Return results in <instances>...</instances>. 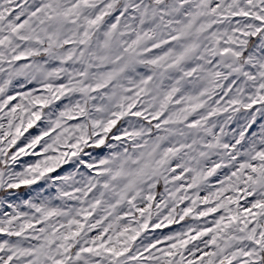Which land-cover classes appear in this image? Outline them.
Listing matches in <instances>:
<instances>
[{
    "label": "snow or ice",
    "instance_id": "1",
    "mask_svg": "<svg viewBox=\"0 0 264 264\" xmlns=\"http://www.w3.org/2000/svg\"><path fill=\"white\" fill-rule=\"evenodd\" d=\"M0 264H264V0H0Z\"/></svg>",
    "mask_w": 264,
    "mask_h": 264
},
{
    "label": "rangeland",
    "instance_id": "2",
    "mask_svg": "<svg viewBox=\"0 0 264 264\" xmlns=\"http://www.w3.org/2000/svg\"><path fill=\"white\" fill-rule=\"evenodd\" d=\"M30 131H31V130H30ZM25 135H27V133H26ZM23 159H31V157H24ZM202 195H203V193H202ZM174 227H175V226H174ZM157 231H160V230H157ZM163 231L167 232L168 229H164Z\"/></svg>",
    "mask_w": 264,
    "mask_h": 264
}]
</instances>
